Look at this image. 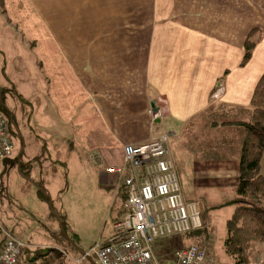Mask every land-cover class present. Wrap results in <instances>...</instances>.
<instances>
[{
  "label": "crops",
  "instance_id": "crops-1",
  "mask_svg": "<svg viewBox=\"0 0 264 264\" xmlns=\"http://www.w3.org/2000/svg\"><path fill=\"white\" fill-rule=\"evenodd\" d=\"M2 3L0 17L21 45L12 49L4 45L2 51L9 55V71L19 80L0 83L1 108L17 127L16 116L4 101L15 90L27 107V127L28 122L36 126L33 140L22 148L26 152L18 156L17 170L23 174L22 166L26 178L17 181L16 188L31 195L35 191L47 202L43 186L55 182L61 172L57 166L67 168L77 162L95 167L113 224L122 215L124 199L117 176L105 169L121 163L123 146L169 134L182 197L196 204L201 217L214 214V206L234 197L243 136L235 123L248 120L249 103L264 72L258 52L263 40L241 67L249 33L259 30L264 35L263 28L252 24L257 18L243 11L246 0ZM97 6L104 9L102 16L94 13ZM114 7L125 15L108 20L113 25L105 28L103 18L114 15ZM13 162L14 158L3 164ZM7 187L3 185L1 192ZM7 207L2 220L12 216V202ZM227 207L231 212L224 223L234 210L223 208ZM10 221L8 230L0 229V247L3 232L21 240L26 245L21 264L33 262L44 248L68 255L54 264H76L74 260L86 252L65 237H55L54 231L47 234L50 240L40 232L33 239L32 232ZM167 247L159 240L154 251L158 256ZM159 261L173 264L174 256ZM93 263L92 257L80 264Z\"/></svg>",
  "mask_w": 264,
  "mask_h": 264
},
{
  "label": "rangeland",
  "instance_id": "rangeland-1",
  "mask_svg": "<svg viewBox=\"0 0 264 264\" xmlns=\"http://www.w3.org/2000/svg\"><path fill=\"white\" fill-rule=\"evenodd\" d=\"M246 2L247 4H243V11L249 14L251 18L256 17V22L252 24L258 25L264 30V0H246ZM101 9L102 7L97 6L94 13L97 12V15L100 16L104 13V9ZM112 10L116 12L114 15L108 13L106 17L103 18L105 21H103L102 25L105 28L107 24H109V26L113 25L108 23V20H121L120 16L125 15L124 13L118 12V7H114ZM133 14L134 13L131 12V17L129 16L130 19L136 17ZM107 17H110V19ZM0 33H2L0 34V83L3 82L8 84V80L10 79L13 82L19 80V76L16 77V73V75L13 76V71H9L11 69L7 61L9 55L6 53L4 54L2 51L5 50L4 45L12 49L17 48L21 43L19 42L20 39L13 35V31L7 28L3 23L1 17ZM260 36L261 41H263L258 46V50H260L258 52L260 53L259 58L262 64H264V35ZM25 57L27 67V61H30L29 54ZM27 70L28 73H30V67H27ZM14 77L16 78L14 79ZM9 89L10 88H8V90ZM11 91L14 94L8 99L5 98L4 101L15 114L17 127H12L13 131H10L14 143V151L12 157L7 159L8 161L14 158V162L6 165L2 162L0 165V229L8 230V224L11 223V219L14 223L18 224L19 228H23L24 231L29 233L32 232L33 234H31L30 237L33 239H35L34 233L40 232L45 235L44 239L50 240V237L47 234L54 231L57 234L54 235L55 237H65L66 239H69L73 245H77L81 250L86 251H88L96 242L107 241L111 233L112 217L109 214L107 206L109 200L106 197L107 194L101 189L98 180L95 179V174L93 172V168L95 169V167L91 168L84 164L79 166L77 162H72L71 165L69 163L67 168L57 166L56 169L58 172H61L58 177L54 178L55 182L51 184V187L47 188L46 186H43L45 192L42 191V195H47V202L37 198L35 191H33V195H31L30 193L25 194L19 187L16 188V182H21L22 179H24V174H26V171L22 170V166L21 171H23V174L17 170L20 165L18 162V156L20 153L26 152L25 148L24 152H22V148L24 146L26 147V144L33 140V137L36 134V126L33 123L32 125H29L28 122L29 128H32V132L29 130L27 127V107L24 103L21 104L17 99L18 94L16 91ZM168 137H170L169 134ZM34 153L36 154V151H34ZM21 160L20 157L19 161ZM33 161L37 162L36 159H33ZM262 165H264V155ZM9 182L10 187L8 188L7 184ZM3 185L7 187V190L5 188V191L1 192V187ZM11 198L12 201H8ZM8 202H12L13 213H11L12 216L9 220H2V210H4V208L8 209ZM227 202L228 201L220 203L219 205L221 207L214 209L216 210L214 214H211L210 216L202 215L204 224L203 231L196 232L199 238H195L194 235L184 234L173 236L170 239H161V241L167 242L168 247L163 250L164 252L162 254L157 256L158 259L173 257L177 247H184L196 243L207 246L217 264H232V260L226 255L223 245L226 237V222L224 223V221L229 217L231 212V209H228V207L223 208L225 206H222ZM260 202L264 206V195L260 196ZM52 209L54 212L51 211ZM57 215L60 217V223ZM52 248L53 247L40 249L39 251L41 252L39 253L41 255L45 253L52 257L54 255L53 251H51L53 250ZM54 251L59 252L61 256L57 258V262H59V260L65 261L66 256H64V254L66 253H62L64 251L60 249H54ZM250 260L252 263L256 264L264 262V242H253ZM82 262L84 263L85 261Z\"/></svg>",
  "mask_w": 264,
  "mask_h": 264
},
{
  "label": "built area",
  "instance_id": "built-area-1",
  "mask_svg": "<svg viewBox=\"0 0 264 264\" xmlns=\"http://www.w3.org/2000/svg\"><path fill=\"white\" fill-rule=\"evenodd\" d=\"M10 123L0 101V165L14 151ZM105 172L117 176L126 213L112 224V236L83 252L74 260L76 264L92 257L96 264H160L154 251L157 241L202 228L196 204L182 197L168 135L123 146L121 163ZM25 247L21 240L3 232L0 264H21ZM173 264L217 263L207 246L191 244L175 250Z\"/></svg>",
  "mask_w": 264,
  "mask_h": 264
},
{
  "label": "trees",
  "instance_id": "trees-1",
  "mask_svg": "<svg viewBox=\"0 0 264 264\" xmlns=\"http://www.w3.org/2000/svg\"><path fill=\"white\" fill-rule=\"evenodd\" d=\"M0 7L4 8L2 0H0ZM260 35L262 33L255 30L247 36L241 67L250 61L256 45L261 41ZM249 110L248 120L235 123L241 127L243 132L239 150L238 182L234 197L222 205L234 207L233 214L225 224L226 237L223 242L225 253L231 258L232 264H256L250 260L252 244L255 241L264 242V206L260 202V196L264 195V165H262L264 155V72L255 87L249 103ZM12 122L15 124L12 119L9 131H13ZM217 207L221 206L213 207V209ZM121 209L122 215L116 221H119L126 213L123 203ZM201 220L202 228L186 235H194L195 238H199L196 232L203 231V218ZM51 251L54 253L52 257L45 253L38 254L31 261L38 264H54L60 257V253L54 249ZM258 264H264V262Z\"/></svg>",
  "mask_w": 264,
  "mask_h": 264
},
{
  "label": "flooded vegetation",
  "instance_id": "flooded-vegetation-1",
  "mask_svg": "<svg viewBox=\"0 0 264 264\" xmlns=\"http://www.w3.org/2000/svg\"><path fill=\"white\" fill-rule=\"evenodd\" d=\"M6 114H8V116L10 117V119H12V117H11V115H10L9 112H6ZM11 121H12V120H11ZM12 126L15 127V124H13V122H12Z\"/></svg>",
  "mask_w": 264,
  "mask_h": 264
},
{
  "label": "bare ground",
  "instance_id": "bare-ground-1",
  "mask_svg": "<svg viewBox=\"0 0 264 264\" xmlns=\"http://www.w3.org/2000/svg\"><path fill=\"white\" fill-rule=\"evenodd\" d=\"M10 130V129H9ZM194 203V202H193ZM200 213V212H199Z\"/></svg>",
  "mask_w": 264,
  "mask_h": 264
},
{
  "label": "water",
  "instance_id": "water-1",
  "mask_svg": "<svg viewBox=\"0 0 264 264\" xmlns=\"http://www.w3.org/2000/svg\"><path fill=\"white\" fill-rule=\"evenodd\" d=\"M94 264V263H93Z\"/></svg>",
  "mask_w": 264,
  "mask_h": 264
}]
</instances>
